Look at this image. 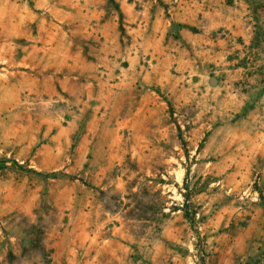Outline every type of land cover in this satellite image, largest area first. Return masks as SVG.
I'll list each match as a JSON object with an SVG mask.
<instances>
[{
  "label": "rangeland",
  "instance_id": "1",
  "mask_svg": "<svg viewBox=\"0 0 264 264\" xmlns=\"http://www.w3.org/2000/svg\"><path fill=\"white\" fill-rule=\"evenodd\" d=\"M135 1L0 0V264H264V67L183 75L197 30L156 0L152 59ZM231 6L264 50V0Z\"/></svg>",
  "mask_w": 264,
  "mask_h": 264
},
{
  "label": "crops",
  "instance_id": "2",
  "mask_svg": "<svg viewBox=\"0 0 264 264\" xmlns=\"http://www.w3.org/2000/svg\"><path fill=\"white\" fill-rule=\"evenodd\" d=\"M122 4L124 20L131 24L129 28L132 32L139 33L143 28L145 32H151V36L147 39L154 41L155 47L152 53L147 52V54H151L152 59L162 57L159 56L160 50L156 47L160 48V44H164L171 21L157 14L150 27V23L144 24V20L140 17L150 13L147 6L152 8L156 0H136L132 4L128 2ZM169 4L175 5L173 10L176 12V18L173 17L172 20L195 28L197 32L184 30L183 52L181 53L179 48L176 49L177 52L168 51L161 62L172 64L179 72L184 66V71L181 72L183 75H207L206 66L209 64L218 66L225 75H239V79L243 78V75H259L258 70L264 67V50L260 49L259 45L253 44L254 33L248 26L246 13L233 15V9L236 7L229 6L227 0H170ZM109 26L113 28V32L116 31L114 22L103 24L102 31L107 32ZM215 34L224 36L217 38ZM108 42L109 40L106 41ZM140 45L145 47L144 44Z\"/></svg>",
  "mask_w": 264,
  "mask_h": 264
},
{
  "label": "trees",
  "instance_id": "3",
  "mask_svg": "<svg viewBox=\"0 0 264 264\" xmlns=\"http://www.w3.org/2000/svg\"><path fill=\"white\" fill-rule=\"evenodd\" d=\"M237 1H239V0H228V4L229 5H233V4H235ZM3 167H2V165L0 164V169H2ZM187 215H188V213H186Z\"/></svg>",
  "mask_w": 264,
  "mask_h": 264
}]
</instances>
